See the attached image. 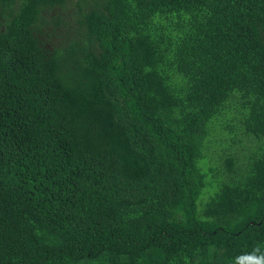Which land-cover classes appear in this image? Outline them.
<instances>
[{
    "label": "trees",
    "instance_id": "obj_1",
    "mask_svg": "<svg viewBox=\"0 0 264 264\" xmlns=\"http://www.w3.org/2000/svg\"><path fill=\"white\" fill-rule=\"evenodd\" d=\"M64 4L0 0V264L264 250V0H78L48 44Z\"/></svg>",
    "mask_w": 264,
    "mask_h": 264
},
{
    "label": "rangeland",
    "instance_id": "obj_2",
    "mask_svg": "<svg viewBox=\"0 0 264 264\" xmlns=\"http://www.w3.org/2000/svg\"><path fill=\"white\" fill-rule=\"evenodd\" d=\"M78 0H65V4L62 7L54 8L51 11H48L46 14V23L43 26L45 37L48 41V44L50 43H57L64 39V36L75 29L77 26V12H78ZM234 127H226L223 123H211L210 129L212 136L211 138L214 140L211 147L215 146L219 140H222L224 142L232 143V149L237 151L238 153L245 152L246 149H249V147H246L248 144L255 145V141L253 143V138L246 137L239 126L238 122H234ZM231 134H233L235 138L231 137ZM238 139H242V142H238ZM210 147V148H211ZM246 147V148H245ZM210 150V149H209ZM208 150V152H209ZM221 159H219L216 162H220ZM205 160H198V163H204ZM213 162L212 164H214ZM203 172L207 173V178L209 181L216 184L218 181L217 178H215L211 172H208V165L206 164L205 168L202 169ZM206 190V189H205ZM203 190V192L205 191ZM202 192V194H203ZM202 194L200 195L198 199V208L199 204L201 206V202H199ZM206 198V195L202 197V200Z\"/></svg>",
    "mask_w": 264,
    "mask_h": 264
},
{
    "label": "clouds",
    "instance_id": "obj_3",
    "mask_svg": "<svg viewBox=\"0 0 264 264\" xmlns=\"http://www.w3.org/2000/svg\"><path fill=\"white\" fill-rule=\"evenodd\" d=\"M234 264H264V250L253 248L251 252L235 257Z\"/></svg>",
    "mask_w": 264,
    "mask_h": 264
}]
</instances>
